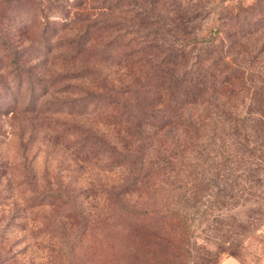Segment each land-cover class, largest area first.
<instances>
[{
    "label": "trees",
    "instance_id": "1",
    "mask_svg": "<svg viewBox=\"0 0 264 264\" xmlns=\"http://www.w3.org/2000/svg\"><path fill=\"white\" fill-rule=\"evenodd\" d=\"M210 12L214 23L199 34L198 21ZM2 24L15 30L13 42L0 31L2 56L16 54L19 35L34 30L48 45L56 39L76 51L94 46L96 59L123 69L117 84L103 76L101 92L83 90L82 105L99 109L112 127L113 137L97 140L94 153L101 149L108 168H126L119 193L144 187L142 216L176 208L180 214L209 185L215 202L264 201V0H0ZM73 25V33L57 38ZM81 71L71 75L84 76ZM30 79L26 110L43 94ZM2 89L10 99L0 101L6 113L17 97ZM33 192L29 207L59 197ZM118 206L135 212L127 203ZM221 218L214 220L222 223L221 235L229 233L223 242L245 230ZM81 228L67 237L56 225L58 249L66 242L73 249ZM1 230L0 236L5 225ZM206 252L197 264H214L215 252ZM68 253L67 264H75Z\"/></svg>",
    "mask_w": 264,
    "mask_h": 264
},
{
    "label": "rangeland",
    "instance_id": "2",
    "mask_svg": "<svg viewBox=\"0 0 264 264\" xmlns=\"http://www.w3.org/2000/svg\"><path fill=\"white\" fill-rule=\"evenodd\" d=\"M214 17L210 12L199 20L197 32L204 34ZM74 30V25L59 30L57 38ZM0 31L8 42L15 40L14 29L2 24ZM35 32L19 35L16 54L2 56L6 50L0 44V101L10 100L3 87L17 97L12 111L0 113V164L5 162L0 165V233L4 225L6 229L0 236V264H67L70 251L75 264H197L206 251L215 252L214 264L225 257L234 258V264H264L262 200L215 202L209 185L180 214L176 208L144 217L138 212L146 206L144 187L118 192L127 180L126 168H108L101 149L94 153L97 140L111 139L113 129L99 109L82 104L83 90L101 92L97 85L103 76L117 84L123 69L96 59L94 46L76 51L56 39L48 45ZM76 70L84 76L73 77ZM29 78L35 93L43 92L34 110L23 107ZM33 191L59 197L52 204L29 207ZM119 201L135 212L122 210ZM217 216L232 229L239 230L240 222L245 230L223 242L229 233L221 235ZM56 225L66 236L83 227L73 249L67 242L58 249Z\"/></svg>",
    "mask_w": 264,
    "mask_h": 264
},
{
    "label": "crops",
    "instance_id": "3",
    "mask_svg": "<svg viewBox=\"0 0 264 264\" xmlns=\"http://www.w3.org/2000/svg\"><path fill=\"white\" fill-rule=\"evenodd\" d=\"M234 258L225 257L221 261H219L217 264H234Z\"/></svg>",
    "mask_w": 264,
    "mask_h": 264
}]
</instances>
